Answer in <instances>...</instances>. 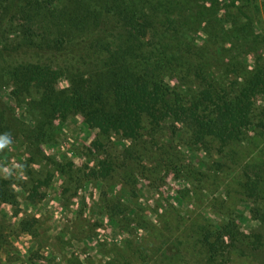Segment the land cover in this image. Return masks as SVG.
I'll return each mask as SVG.
<instances>
[{
  "label": "trees",
  "instance_id": "1",
  "mask_svg": "<svg viewBox=\"0 0 264 264\" xmlns=\"http://www.w3.org/2000/svg\"><path fill=\"white\" fill-rule=\"evenodd\" d=\"M239 2L0 0V92L8 86L29 118L20 122L0 97V142L12 140L30 155L16 160L14 175H0V207L19 210L18 188L28 192V204H40L56 176L71 200L94 176L135 192L140 179L152 185L164 168L170 178L192 179L196 194L230 178L264 227L263 13L258 0ZM61 78L70 82L65 89L59 88ZM56 116L63 128L78 118L96 128L88 163L79 166L70 156L52 153L60 141ZM103 134L108 142L119 134L122 149L105 148ZM102 151L113 155L101 160ZM100 204L122 228L133 212L130 232L147 224L139 207L108 192ZM213 217L188 226L180 210L165 211L160 226L148 221L152 233L164 236L152 248L161 253L175 241L180 249L199 243L210 263L227 264L236 246L226 238L247 239L237 217ZM43 225L36 217L19 222L37 244ZM188 229L192 240L184 234ZM16 234L0 210V264L12 261ZM253 243L261 245L260 237ZM126 246L108 251L106 263L86 264L148 263L147 249L133 239ZM68 264L83 263L71 257Z\"/></svg>",
  "mask_w": 264,
  "mask_h": 264
},
{
  "label": "rangeland",
  "instance_id": "2",
  "mask_svg": "<svg viewBox=\"0 0 264 264\" xmlns=\"http://www.w3.org/2000/svg\"><path fill=\"white\" fill-rule=\"evenodd\" d=\"M225 1L229 4L240 3L239 0ZM258 1L264 23V0ZM252 59V56L248 57L249 68L253 67ZM171 81L175 83L177 80L172 76ZM69 83L66 78H61L58 85L60 89H65ZM0 97L11 108L16 119L20 122H28L29 118L25 113V108L16 105L10 96L8 86L3 87ZM53 122L59 128L60 141L58 145L51 148L55 150L50 151L72 157L79 166L88 163L87 150L92 145L91 135L97 132L96 128L85 126L80 118L64 128L59 124L57 116L54 117ZM113 136L115 139L108 142L103 134L101 141L105 148L113 146L121 150L124 144L121 136L119 134ZM8 143L9 145H5L3 151L0 152V175L9 177L17 172L16 160L22 163L29 159L30 155L25 150L16 149V144L12 140ZM108 155H113V153L102 151L100 159H107ZM55 156L58 157V155ZM191 159L192 157L188 155L185 161L188 162ZM5 168L7 172L4 171ZM163 169H160V179L152 185L140 179L135 192H132L129 187L109 183L99 176H94L93 180L81 187L71 200L68 196L62 195L64 191L62 179L56 176L51 183L48 196L36 206L28 204L26 202L28 192L24 188H18L21 194L19 210L12 205L0 207L1 213L8 217L9 224L17 233L14 237L15 250L12 252V261L4 260L1 264H68L71 257L83 264L89 261L106 263L110 259L108 251L113 248L127 249L126 244L129 239H133L143 249H147L150 260L143 264H169L170 261H179V264H212L199 243V246L180 249L175 241L172 246H162L161 253L166 251L167 255L160 252L155 253L152 242L156 241V238L161 240L164 236H160V233H152L151 229H148L151 227L149 222L152 225H159L161 215L171 209L180 210L183 223L188 226L191 223L195 226L203 224L211 220L213 216L223 219L228 216L237 217L243 238L247 240L239 242L227 237L226 241L235 245L236 248L233 250L234 254L230 258L226 257L224 261H227V264H264V227L254 220L250 203L246 200L242 201L243 196L230 186V178H228L229 183L221 180V187L218 189L208 183L201 193L196 194L192 179L184 178V176L170 178V174ZM230 187L233 190L226 193L227 188L230 190ZM187 189L190 193L182 199L181 193ZM103 192L127 201L131 207H139L147 224L140 225L138 230H134L135 232H130L129 229L134 227L131 221L134 214L130 211L122 228L120 219H114L104 213L100 204V196ZM66 200L69 202L67 203ZM233 206L234 210H232ZM30 217L41 218L44 224L40 230L39 241L41 243L39 244L36 243L31 233L30 235L25 234L19 226L22 219ZM184 234L188 240H192L194 232L188 229ZM257 236L260 237L261 245L253 243Z\"/></svg>",
  "mask_w": 264,
  "mask_h": 264
},
{
  "label": "clouds",
  "instance_id": "3",
  "mask_svg": "<svg viewBox=\"0 0 264 264\" xmlns=\"http://www.w3.org/2000/svg\"><path fill=\"white\" fill-rule=\"evenodd\" d=\"M2 139V138H0ZM5 145H9L8 141L6 139L2 140V142H0V148H3ZM5 172H7V169H4Z\"/></svg>",
  "mask_w": 264,
  "mask_h": 264
}]
</instances>
